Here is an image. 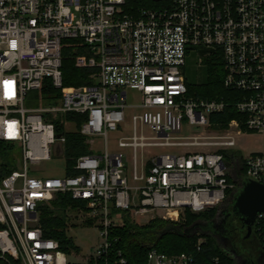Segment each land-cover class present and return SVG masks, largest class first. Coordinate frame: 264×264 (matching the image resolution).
Masks as SVG:
<instances>
[{"label":"built area","instance_id":"1","mask_svg":"<svg viewBox=\"0 0 264 264\" xmlns=\"http://www.w3.org/2000/svg\"><path fill=\"white\" fill-rule=\"evenodd\" d=\"M199 47L223 57L224 86L237 93L240 119L212 136L204 134L211 116L230 103L189 96L186 57ZM68 48L77 68L92 71V84L64 87ZM129 90L139 103H128ZM33 91H47V101L56 91L60 97L51 107L28 109ZM69 114L83 117L79 132L91 151L74 160L73 175L65 155L75 126ZM187 127L199 132L183 134ZM246 133L264 136V0H0V142L22 162L21 170L8 171L0 161V264H68L39 220V208L59 194H69L74 210L99 229L103 243L94 259L126 217L139 225L180 222L187 210L219 209L236 189L230 177L264 185V149L246 157L237 148ZM234 151L242 153L243 174ZM55 158L65 161L61 177L40 168ZM263 226L264 212L256 232ZM148 264L192 259L152 250Z\"/></svg>","mask_w":264,"mask_h":264},{"label":"trees","instance_id":"2","mask_svg":"<svg viewBox=\"0 0 264 264\" xmlns=\"http://www.w3.org/2000/svg\"><path fill=\"white\" fill-rule=\"evenodd\" d=\"M139 1H136V5ZM73 48L64 51L63 56V85L64 87H78L92 84L90 76L91 70L79 69L75 66ZM208 68V81L201 86H192L186 79L189 96H197L207 100L223 99L229 102V107L217 115L210 118L211 127L217 130H224L232 120L240 119V115L234 107L233 99L237 96L234 91L228 90L224 86L225 71L223 57L212 55L205 59ZM185 72V71H184ZM56 100L60 97V92H54ZM67 119L73 121L74 130L66 134L65 155L67 159V175H73L71 169L74 160L82 154L91 153L89 146L85 144V138L81 136L83 117L69 114ZM61 122H57V132L63 133ZM12 145L7 142H0V161L3 167L9 166L8 159L14 155ZM237 156L241 162L240 172H245L242 153L239 151L231 152ZM231 153L224 152L226 156ZM10 169H8L9 171ZM7 172V170H6ZM230 183H238L234 178H229ZM232 191L228 192V197ZM77 202L72 200L69 194H59L49 203L39 208V220L44 230L46 238L56 240L63 253L71 251L78 252L79 248L73 239L68 236L70 209H75ZM219 209H211L201 213L186 211L185 217L180 222H172L156 218L147 224L139 225L129 217L125 219V225L114 227L110 230L108 241L109 248L101 258H92L87 264H121V259L126 264H148L150 251L157 250L168 256L187 254L192 259V264H234L229 253L225 251L217 240L210 234L196 230L187 231L199 222L212 221ZM83 225H95L91 219L86 220ZM264 251V226L261 232H256Z\"/></svg>","mask_w":264,"mask_h":264},{"label":"rangeland","instance_id":"3","mask_svg":"<svg viewBox=\"0 0 264 264\" xmlns=\"http://www.w3.org/2000/svg\"><path fill=\"white\" fill-rule=\"evenodd\" d=\"M199 54L195 52H189L186 57V67L185 76L188 83L192 86H201L208 81V68L204 63H200V59H207L209 50L205 47L197 48ZM49 95L47 91H33L29 93L26 100V108L28 109H41L46 107H51L56 103V99L47 101L46 97ZM140 101V95L137 91H128V103L137 104ZM133 110H128L126 112L127 118L131 116ZM125 133L133 132L131 124L125 123L123 126ZM70 132L74 130V126L68 129ZM219 131L215 128L208 127L205 131L206 136H212L218 134ZM199 132L197 127H187L184 129L183 134H194ZM120 136V134H117ZM153 136V135H152ZM114 148V142H110V149ZM237 148L247 157L254 152H261L264 149V136L255 133H246L245 135L238 138ZM96 149L98 152L103 151V146L96 144ZM157 151V150H154ZM169 148L165 149V153L169 154ZM9 169L21 170L22 162L21 158L11 157L8 159ZM65 167V161L60 159H54L52 161H46L42 163L40 168H42L46 174L55 177H61L63 175ZM69 218V228L67 234L71 237L75 245L79 248L78 252L71 251L66 254L68 264H87L93 258V252L95 249L103 243L99 229L95 225H83L86 221L83 216H80L74 209H70L68 212ZM250 245V244H249ZM251 246V245H250ZM251 248V247H250ZM235 263V259L232 254H229Z\"/></svg>","mask_w":264,"mask_h":264},{"label":"flooded vegetation","instance_id":"4","mask_svg":"<svg viewBox=\"0 0 264 264\" xmlns=\"http://www.w3.org/2000/svg\"><path fill=\"white\" fill-rule=\"evenodd\" d=\"M241 188L242 182L239 181L235 191L219 208L216 217L210 222H199V230L212 235L225 251L232 254L236 264H264V251L261 250L256 229L248 237L246 228L231 215L232 195L237 194ZM209 223L210 226H207Z\"/></svg>","mask_w":264,"mask_h":264},{"label":"water","instance_id":"5","mask_svg":"<svg viewBox=\"0 0 264 264\" xmlns=\"http://www.w3.org/2000/svg\"><path fill=\"white\" fill-rule=\"evenodd\" d=\"M57 154L59 153L57 152ZM262 212H264V185L244 179L241 190L232 195L231 215L246 228L248 237L256 228L257 215ZM210 224H207V226H210ZM199 228L200 223H197L187 231L194 232ZM261 250H263L262 247Z\"/></svg>","mask_w":264,"mask_h":264}]
</instances>
